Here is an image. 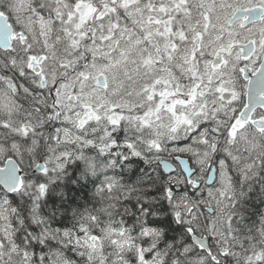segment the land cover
<instances>
[{
  "label": "snow or ice",
  "instance_id": "snow-or-ice-1",
  "mask_svg": "<svg viewBox=\"0 0 264 264\" xmlns=\"http://www.w3.org/2000/svg\"><path fill=\"white\" fill-rule=\"evenodd\" d=\"M0 264H264V0H0Z\"/></svg>",
  "mask_w": 264,
  "mask_h": 264
}]
</instances>
